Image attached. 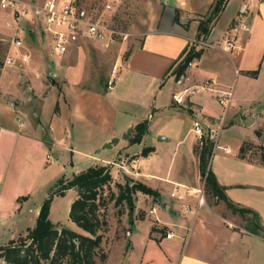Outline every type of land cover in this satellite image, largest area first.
I'll use <instances>...</instances> for the list:
<instances>
[{"label": "crops", "instance_id": "obj_1", "mask_svg": "<svg viewBox=\"0 0 264 264\" xmlns=\"http://www.w3.org/2000/svg\"><path fill=\"white\" fill-rule=\"evenodd\" d=\"M214 3L143 0L130 29L133 33L124 42L108 51L97 41L100 57L109 53L115 57L105 73H98L89 49L78 45L80 39L69 45L63 57L57 55L49 63L53 78L49 89L43 55L30 60L22 69L25 72L4 69L0 73V215L22 214L32 196L31 175L40 154L78 156L85 165L78 174L98 162L140 154L135 160L137 174L157 193L156 201L141 192L135 195L130 246L119 243L123 252L117 264H264V0H228L205 38L221 40L242 18L250 28L239 35V51L230 55L221 49L193 50L201 54L183 72L190 77L188 85L213 80L215 88L233 90L230 106L225 109L210 91L190 97L183 105L172 98L184 87L178 75L193 41L204 37L199 36L200 22ZM123 4L124 0L115 6L113 15L121 12ZM30 20L36 26L35 19ZM14 25L13 13L0 8L2 43L13 36ZM53 93L57 100L54 107L49 102V110L48 97ZM196 121L214 129L222 126L212 140L215 147L209 166L234 207L208 191L214 203L206 193L200 202L197 191L205 187V181L196 149ZM139 125H146V132L140 142L133 143ZM95 138L101 140L91 150L76 140ZM113 139H118L110 148L116 145V157L93 156L109 149L105 145ZM145 139H156L146 156L140 149ZM95 147L102 148L95 153ZM167 147L173 155L168 168L160 170L154 156ZM50 156L46 154V159ZM128 167L132 169L131 165L123 168ZM176 186H181L183 199L171 196ZM76 194L75 200L77 190ZM154 207L155 213L150 214ZM27 212L25 216L32 213L31 207ZM247 216L252 218L249 227L244 225ZM170 232L174 236L168 239ZM110 259L111 254L104 264Z\"/></svg>", "mask_w": 264, "mask_h": 264}, {"label": "rangeland", "instance_id": "obj_2", "mask_svg": "<svg viewBox=\"0 0 264 264\" xmlns=\"http://www.w3.org/2000/svg\"><path fill=\"white\" fill-rule=\"evenodd\" d=\"M25 1L36 3L41 0ZM106 1L107 0H80L78 7L80 9H86L91 16L98 18L99 16H101L100 13ZM142 1L143 0H124L121 12L117 15H113V12L105 14L103 16V22L106 25H110V27L114 28L115 30H118V32H121L122 34L127 35L133 33V30L131 31L130 29L132 28V26H134L133 24L137 22L138 14H140L141 11L140 4ZM30 19L21 21L19 23V26L23 28L26 34V36L25 34H23V38L27 49L30 52V60L34 61L35 57H41L43 59L42 55L46 58L47 63L45 66V84L46 87H48L47 89H49L51 88L53 79L50 74L49 63L57 58L54 49V42L49 34L44 33L41 28L38 27L37 24L35 26V24L31 22ZM10 23H12V21ZM30 23H33L34 25ZM28 30H31V33L27 35ZM13 36H11L9 39H6V41L2 40L5 41L6 44L2 43L0 40V73L4 69H7L4 68V60L6 59V56L10 51L9 49ZM127 37L128 36H126V39ZM126 39L123 35H119L116 37V42L111 44L110 46H103L101 45V43H99V45L102 47V49L109 51L113 45L120 44ZM96 43H98L96 40L89 37H84L82 39L80 38V40L78 41V45L86 46L91 52V55L93 57L92 62L94 63V66L96 67L98 73H105L108 68H111V66H113L112 64L115 61V57H113V53H109L107 57H104L103 55L104 58L100 57V54L98 55L96 50ZM8 71L10 70L8 69ZM6 73L5 77L8 76L9 72L7 74ZM2 95L3 89L0 87V100ZM48 99L50 100H48L47 106L50 110L49 102H53L51 103V105L54 107L57 100L56 93H53L52 96L48 97ZM135 136L136 133H134L133 137ZM76 140L77 142H79V144L81 143V145H83L84 147H88L91 150V148L93 146H96L101 139L95 138ZM154 141H156V139H145L144 145L140 146L141 151L151 146ZM121 145L118 146L120 147ZM115 146L113 149H103L101 153L94 154L93 156L99 158V160L103 159L106 156H109V158H114V156L116 157L117 154ZM200 147L202 146L197 143L196 149L200 150ZM95 148H97L94 149V152L96 153V151H99L102 147ZM47 152L49 153L40 154L39 162L33 167L31 175L32 181L34 182L32 183V196L30 198V201L23 207L24 209L22 210V214L16 213L17 215H0V248L16 245L28 239L30 233L36 228L38 222L39 216H36L35 210L39 205L42 208L43 204L47 200H50L48 218L53 227L62 229L65 228L73 230L77 233L86 234V232L80 229L70 218L72 202L75 200L77 195L76 190L72 188H67L66 190H64L63 194L60 193L64 186L67 185L69 181L73 180V178L78 174L79 168L85 166L83 165L84 161L81 160L78 156H72L71 154H65L63 156H60L54 152ZM46 154L51 155L50 160L46 159ZM156 155L157 156H154V160L156 163L160 162V170H166L170 164L171 156L173 155L172 149L168 147L165 150L161 149L159 154ZM140 156V154L133 156H125L124 158L113 160L111 163L106 164L104 162H98V164L95 165H103L107 167V169L112 175V182L103 186V188L101 189V200L103 202H100V208L98 213L102 222L106 224L102 225V229L100 231V233L103 234L104 239L102 243V250H100V252H98L97 256L95 257L96 262L98 264H103L105 255L108 256L109 254H111V259L108 264H117V259L123 252V248H121V244L119 245V243H124L126 247L130 246L128 229L130 225L129 220L131 217L130 212L132 208H129L127 203H124L120 206H116L115 200H113L112 197L113 194H115V196H118L119 184L125 185L128 182H130V184L142 183V181H144L143 178H141V175L137 174L139 167H137V164L135 162V160H138ZM127 165H131L132 169H129L128 167V170H125L123 167H126ZM205 193L207 196V200L211 204H213L214 199L212 198V196L208 192H206V190ZM150 196H152L153 202L156 201V196ZM29 207H31L32 213H30L28 216H25L28 213L27 211ZM246 219L247 221L244 223V225L245 227H249L251 225L250 221L252 218L247 216ZM2 263L3 261L0 260V264ZM44 264H48V262Z\"/></svg>", "mask_w": 264, "mask_h": 264}, {"label": "trees", "instance_id": "obj_3", "mask_svg": "<svg viewBox=\"0 0 264 264\" xmlns=\"http://www.w3.org/2000/svg\"><path fill=\"white\" fill-rule=\"evenodd\" d=\"M228 0H215L210 14L200 22L199 36L207 37L213 24L225 8ZM192 48L185 65L178 76H181L188 63L199 57L201 52ZM147 129L146 125L137 127V134L132 142H140ZM214 142L206 139L200 147V170L205 181V189L218 200L226 201L234 207L223 193V188L218 184L216 177L210 169V159L214 150ZM152 148L144 150L143 155L151 152ZM112 182V175L105 166H93L76 175L73 180L61 190L76 189L78 196L72 203L70 210L71 220L88 235L77 233L65 228H55L49 221L50 200H47L40 211L36 228L30 233L26 241L16 245L0 248L2 264H98L97 253L102 250L104 236L100 233L103 223L99 216L101 189ZM119 194H113L116 206L127 203L129 208L135 207V195L138 192L156 196V192L143 183L119 184ZM104 204V203H103ZM108 256L105 255L103 264Z\"/></svg>", "mask_w": 264, "mask_h": 264}, {"label": "built area", "instance_id": "obj_4", "mask_svg": "<svg viewBox=\"0 0 264 264\" xmlns=\"http://www.w3.org/2000/svg\"><path fill=\"white\" fill-rule=\"evenodd\" d=\"M80 0H45L42 3H32L25 0H0V8L3 11H11L14 15V36L11 40L10 51L4 60V68L7 69H23L30 62V52L26 47L23 38V28L19 23L30 18L35 19L36 24L41 30L49 34L54 42L56 55L62 56L68 52L69 45L78 41L81 37L92 38L103 46H110L116 42V37L122 34L106 25L103 22V16L112 12L116 5L122 0H107L104 3L101 16L95 18L91 16L86 9L78 7ZM245 11L242 12L244 14ZM249 25L239 18L228 29L226 34L219 41H210L202 37L193 41L192 48L197 51L208 49H221L223 52L234 55L240 49L238 44L239 35L249 30ZM194 65V61H190L187 68ZM240 69H235V74H240ZM180 84L183 88L178 93L173 94L172 98L178 105H183L194 95L210 91L215 93L217 101L221 106L227 109L233 98V90H222L215 88L213 80H207L201 84L188 85L190 77L183 73L179 77ZM112 87L110 83L109 88ZM222 130V126L214 129L210 125H204L200 121H196L194 131L197 137V143L201 146L206 139L215 140ZM181 186H176L172 197L183 199L184 196L179 192ZM197 193L201 195L200 202L204 201L205 187L200 188ZM156 207L151 209L150 214H154ZM174 236L172 232L166 237L171 239Z\"/></svg>", "mask_w": 264, "mask_h": 264}, {"label": "water", "instance_id": "obj_5", "mask_svg": "<svg viewBox=\"0 0 264 264\" xmlns=\"http://www.w3.org/2000/svg\"><path fill=\"white\" fill-rule=\"evenodd\" d=\"M117 142H118V139H113L110 143H107L105 147L110 149L112 148V144L117 143Z\"/></svg>", "mask_w": 264, "mask_h": 264}]
</instances>
